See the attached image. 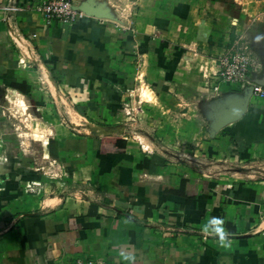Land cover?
Here are the masks:
<instances>
[{
    "label": "crops",
    "instance_id": "crops-1",
    "mask_svg": "<svg viewBox=\"0 0 264 264\" xmlns=\"http://www.w3.org/2000/svg\"><path fill=\"white\" fill-rule=\"evenodd\" d=\"M44 1L0 0V264H264V103L210 87L236 43L264 47V0H75L86 18L50 28ZM141 86L178 112V161L129 133Z\"/></svg>",
    "mask_w": 264,
    "mask_h": 264
},
{
    "label": "rangeland",
    "instance_id": "rangeland-1",
    "mask_svg": "<svg viewBox=\"0 0 264 264\" xmlns=\"http://www.w3.org/2000/svg\"><path fill=\"white\" fill-rule=\"evenodd\" d=\"M243 45V47L240 46V48H243L246 53L249 56L250 62L252 64V58L253 59H260V57H264V47L262 46L263 43L260 41H257L251 36V41L247 42ZM235 49V48H234ZM233 49V50H234ZM264 77L259 80L263 81ZM259 81H253V82H259ZM226 86V85H224ZM219 90L213 91L215 95H217L220 92V85L218 86ZM141 94L140 96H128V100L125 98V100L122 102V114L124 116L125 122H130L131 125H134L133 128L130 129V134L136 136L139 135L143 139L149 138L154 143L153 149L155 152H158L162 155H165L169 157L170 159H174L172 161H178V112H176V117L173 116L170 112H167V116H160V113H154L152 111V105H155L156 103H160V101L157 99V97H154V95H149L148 91L144 86H141L140 90H138ZM220 99L217 98V100H213L212 102H220L218 101ZM167 104V102L165 103ZM18 106V104L16 103ZM9 117L17 123V125H21L23 129H25L24 137L26 136L28 131H32L33 133L37 132L41 135L43 131H46V128L42 127V124L40 121L36 120V117L27 111V109L24 110H18L9 108ZM36 114V113H34ZM164 115V113H162ZM172 117L174 118L172 121L168 120L167 118ZM38 118V117H37ZM39 120L42 119L41 117L38 118ZM149 119H151L154 124L158 125L157 123L160 122L159 126H150ZM169 121V123L167 122ZM171 123L175 124L174 126L170 125ZM39 131V132H38ZM35 135V134H34ZM28 137V136H26ZM35 137V136H34ZM147 138V139H148ZM37 152L39 154H42L41 147L39 146ZM188 160V158H184ZM41 161V160H40ZM238 169V168H237ZM252 171V172H251ZM256 172H261L264 174V163L260 164L255 162L253 165H250V175L248 179H256L258 178L259 174ZM50 177H53V172H50ZM56 182L60 183L59 177L55 175ZM31 185L32 183L26 182L24 183V189H26L27 185ZM35 184V183H34ZM36 185V184H35ZM32 189L35 186H32ZM27 190V189H26Z\"/></svg>",
    "mask_w": 264,
    "mask_h": 264
},
{
    "label": "built area",
    "instance_id": "built-area-1",
    "mask_svg": "<svg viewBox=\"0 0 264 264\" xmlns=\"http://www.w3.org/2000/svg\"><path fill=\"white\" fill-rule=\"evenodd\" d=\"M33 12L42 19L45 28L54 25L70 26L86 18V12L76 6L75 0H47L33 8ZM35 37V35H33ZM237 47L227 56L219 60V69L212 78L210 87L213 91L219 90V85L232 87L236 92H248L256 100L264 103V85L250 80L251 62L243 48ZM133 97L134 95H129ZM32 186H36L34 183ZM31 185L26 189L33 192ZM75 264H104L102 259L76 260Z\"/></svg>",
    "mask_w": 264,
    "mask_h": 264
},
{
    "label": "trees",
    "instance_id": "trees-1",
    "mask_svg": "<svg viewBox=\"0 0 264 264\" xmlns=\"http://www.w3.org/2000/svg\"><path fill=\"white\" fill-rule=\"evenodd\" d=\"M12 87L15 88V89L20 90L21 92H23V89L20 86H18V85H13ZM107 142H112L113 143L112 144V147H114L115 144H116L117 146H119L120 151L124 152V142L121 139H108V140H104V144L106 145V147H108L107 149L109 150V149H113V148H111V145L108 146L106 144ZM120 144H122V146ZM104 151H105V149H104ZM198 182H199V180H198ZM186 183H189V181H185V180H182L181 181V185H180V188H179V192L178 193H182V194L184 193L185 184Z\"/></svg>",
    "mask_w": 264,
    "mask_h": 264
},
{
    "label": "water",
    "instance_id": "water-1",
    "mask_svg": "<svg viewBox=\"0 0 264 264\" xmlns=\"http://www.w3.org/2000/svg\"><path fill=\"white\" fill-rule=\"evenodd\" d=\"M90 15L93 16V14H90ZM256 83H258L260 85H264V80L263 81L256 82Z\"/></svg>",
    "mask_w": 264,
    "mask_h": 264
},
{
    "label": "clouds",
    "instance_id": "clouds-1",
    "mask_svg": "<svg viewBox=\"0 0 264 264\" xmlns=\"http://www.w3.org/2000/svg\"><path fill=\"white\" fill-rule=\"evenodd\" d=\"M215 222H216V223H222V221H219V220H216ZM217 231L222 232V229H217Z\"/></svg>",
    "mask_w": 264,
    "mask_h": 264
}]
</instances>
